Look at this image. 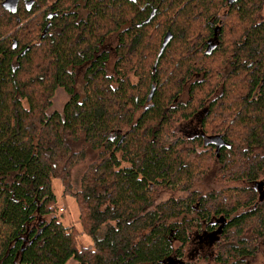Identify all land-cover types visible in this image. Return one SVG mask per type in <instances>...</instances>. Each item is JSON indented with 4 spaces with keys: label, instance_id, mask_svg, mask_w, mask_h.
I'll return each mask as SVG.
<instances>
[{
    "label": "trees",
    "instance_id": "obj_1",
    "mask_svg": "<svg viewBox=\"0 0 264 264\" xmlns=\"http://www.w3.org/2000/svg\"><path fill=\"white\" fill-rule=\"evenodd\" d=\"M3 1L0 264H194L192 231L214 234L206 264H247L264 239V0H28L20 18ZM57 89L69 99L49 112ZM201 109L203 136L175 133ZM203 164L259 188L199 193Z\"/></svg>",
    "mask_w": 264,
    "mask_h": 264
},
{
    "label": "rangeland",
    "instance_id": "obj_2",
    "mask_svg": "<svg viewBox=\"0 0 264 264\" xmlns=\"http://www.w3.org/2000/svg\"><path fill=\"white\" fill-rule=\"evenodd\" d=\"M226 8H227V6H223V9H221V13H223L226 10ZM1 13H3V12H1ZM1 13H0V16L6 17L4 15L5 13H3V14H1ZM255 16L258 17V21L261 19L264 20V8H262L259 11V13L256 12ZM25 22H28V21L26 20ZM177 23H178V25L183 26L185 22L182 19H179ZM10 31H11V28H10ZM152 38L156 39V36L154 35V33L149 31V39H152ZM114 39L115 38L113 36L111 38L109 37L108 38L109 43L110 42L113 43ZM177 43L179 44L180 41H177ZM169 71H170V69H169ZM81 72H82V70H81ZM129 76H130V80L132 83L137 82L138 78L136 76H133L132 74H129ZM216 80H214V81H216ZM80 90H81V86H80V84L79 85L77 84L76 85V91H80ZM205 91H207V89ZM68 99H69L68 95L62 89H57L55 91L52 99H51L52 106H51V108H49V112L61 111ZM225 105L227 106V104H225ZM203 115H204V110L201 109V111H199L196 115H194L190 120L176 123L175 128H174L175 133H177V134H179L182 137L187 138V139H191L193 137H197V136L201 135L200 121H201V118H203ZM209 123H213V120H210V122H208V124ZM208 127L209 126L207 125V128ZM238 130L242 131L240 128H238ZM208 131H209V128H208ZM206 140H209V138H206ZM234 141L236 142V140H234ZM196 149L198 152L203 151L202 147L196 148ZM193 156H195V155H193ZM202 163L205 164V161H203ZM204 164L201 165L202 168L198 169L196 171V174L194 176H192V179L197 177L193 187L199 193L207 194L208 192L213 191L215 189H218V190H220V189H222V190L223 189H226V190L237 189L238 190V189L245 188L247 186H251L250 184H246L244 182H240V181L234 180V179L232 181L231 180L229 181L227 179L225 181H219V180H222L221 176L216 177V178L214 177L216 167L213 166L212 171H210V170L206 171L205 167H203ZM83 172L84 171H83L81 164L77 165L71 171L72 181L76 180L77 182H79L78 180L82 177ZM221 174H223V173H221ZM211 175H212V177H211ZM53 190H54L55 196L57 198V202H58V207H59L58 212L61 213L62 224L66 227L74 228V230H73L74 238H75L74 241L76 242V245L79 248H80V246L89 245V242H91V239L83 233L82 228L78 222L79 205L76 202V198L74 197L76 194H73L74 195L73 198H71L68 194H66L64 196L62 194L63 186L61 185L59 180L53 181ZM74 193H78V190L77 189L74 190ZM180 194L181 193L178 190L173 192V195H175V196L180 195ZM226 195H227L226 199L228 201L229 200H235L234 198L237 196V195L234 196L235 194L229 196V192H227ZM167 198H169V193L168 192H162L160 194V198L158 201H163ZM236 200H238V199H236ZM244 226H245V229L243 230V232L246 231L247 227L252 226V223L246 224ZM210 235H212V234H210ZM210 235H208L207 233L205 234L203 232H195V231H192L190 233V235H189L190 239H189V242H188V244L186 246V250H185V256H184L185 262L194 263V264L196 262H198L197 264L208 263L210 256H211V247H212ZM213 236H214V234H213ZM246 262H247V264H264V240L260 241L256 252L253 254L252 257L247 258ZM66 264H75V262L72 259H70L66 262Z\"/></svg>",
    "mask_w": 264,
    "mask_h": 264
},
{
    "label": "flooded vegetation",
    "instance_id": "obj_3",
    "mask_svg": "<svg viewBox=\"0 0 264 264\" xmlns=\"http://www.w3.org/2000/svg\"><path fill=\"white\" fill-rule=\"evenodd\" d=\"M26 1H28V0H17L16 2H13L8 11L11 13H14L16 17L20 18V15L22 13V6H23L22 4H24ZM200 136H203L202 133ZM247 184H250L251 187H254L257 189L259 188L255 183H247ZM247 187H249V186H247ZM259 189H258V191H259L260 197H262V195H264V186L259 188ZM205 234H206V232H205ZM208 235H210V234H208Z\"/></svg>",
    "mask_w": 264,
    "mask_h": 264
},
{
    "label": "water",
    "instance_id": "obj_4",
    "mask_svg": "<svg viewBox=\"0 0 264 264\" xmlns=\"http://www.w3.org/2000/svg\"><path fill=\"white\" fill-rule=\"evenodd\" d=\"M17 0H4L3 2H2V6L8 11L9 9H10V6L12 5V3L13 2H16ZM153 13L154 12H152L151 14H150V16H149V18L145 21V23H147L152 17H153ZM168 38H169V33H167L166 34V36H165V41L166 40H168ZM152 91H153V87H152ZM152 91H151V93H152ZM211 236V244H212V242H213V234L212 235H210Z\"/></svg>",
    "mask_w": 264,
    "mask_h": 264
}]
</instances>
